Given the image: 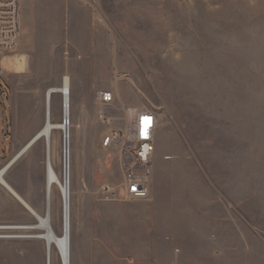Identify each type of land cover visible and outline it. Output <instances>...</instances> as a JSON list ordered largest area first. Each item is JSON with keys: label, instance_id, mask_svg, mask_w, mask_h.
<instances>
[{"label": "rangeland", "instance_id": "374dc122", "mask_svg": "<svg viewBox=\"0 0 264 264\" xmlns=\"http://www.w3.org/2000/svg\"><path fill=\"white\" fill-rule=\"evenodd\" d=\"M114 71L125 76L115 80ZM64 76L74 153L70 264H264V0H20L14 45L0 55L7 131L0 133V156L9 152L0 164L41 128L45 91ZM102 90L114 100L101 104ZM128 105L153 110L156 131L165 130L169 158L156 169V203L149 199L150 178L145 199H112L101 191L120 183L118 153L101 141L124 126ZM51 113L64 122L59 93ZM53 140L60 176V130ZM45 157L40 138L4 173L41 214ZM192 158L203 168L195 172ZM212 198L226 218H209ZM53 204L60 233L57 190ZM34 222L0 185V225ZM57 256L54 250L50 264H61ZM47 261L30 232L0 229V264Z\"/></svg>", "mask_w": 264, "mask_h": 264}, {"label": "bare ground", "instance_id": "6f19581e", "mask_svg": "<svg viewBox=\"0 0 264 264\" xmlns=\"http://www.w3.org/2000/svg\"><path fill=\"white\" fill-rule=\"evenodd\" d=\"M59 93L61 96V107L64 122H55L52 119V95ZM70 85L67 76H64L59 87H50L45 91V120L36 134L12 157L0 167V185L11 193L21 205L35 218V222L25 225H0L3 230L24 229L30 232V236L41 241L44 246L45 256L49 264L52 258V252L55 250L61 264H70V201H71V170L72 155L71 149V129L72 122ZM56 130L61 131L62 140V172L59 176L56 172L53 162V137ZM43 138L45 141V183H44V211L41 214L33 208L19 193L6 181L4 173L11 167L16 159L23 154L34 142ZM57 190L60 194L62 208V226L60 233H57L52 224V211L54 193ZM47 261V262H48Z\"/></svg>", "mask_w": 264, "mask_h": 264}, {"label": "built area", "instance_id": "2783aa9c", "mask_svg": "<svg viewBox=\"0 0 264 264\" xmlns=\"http://www.w3.org/2000/svg\"><path fill=\"white\" fill-rule=\"evenodd\" d=\"M19 3L20 0H0V55L14 45L19 30ZM124 76L125 74L117 71L113 72L115 80ZM97 99L101 104H108L114 100V94L110 90H102L97 93ZM123 111L124 126L111 129L101 141L103 148L118 153L120 183L117 190L109 185H102L101 191L112 199H145L148 197L157 115L141 105L123 106Z\"/></svg>", "mask_w": 264, "mask_h": 264}, {"label": "crops", "instance_id": "0c3cea01", "mask_svg": "<svg viewBox=\"0 0 264 264\" xmlns=\"http://www.w3.org/2000/svg\"><path fill=\"white\" fill-rule=\"evenodd\" d=\"M0 90H1L0 97H2V95H3L2 94L3 93L2 88ZM0 102H1L0 103V109H1V107L3 105L1 98H0ZM0 115H1V113H0ZM157 124H158V117H157ZM156 127H157V125H156ZM3 128H4L3 119H2V117H0V133L7 134V131L4 132ZM154 136L156 138V143L158 145V149L156 151H153L154 153H152V158H151L152 172L150 173V177H149L150 178V185H149L150 197H149V199H150L151 203H156L158 200V196H156V194L154 193L153 186H152L153 181L156 180V169L161 168L163 165H165L168 161V158H169L168 153H166L165 148H164V144H165V140H166L165 130H157L156 131V128H155ZM8 155H9V152L6 156L5 155L3 157L0 156V159H2V158L6 159V157H8ZM4 164L5 163L0 164V167H2V165H4ZM190 165H191L190 167L195 172H197L203 168L196 158H192V160L190 161ZM151 167H150V170H151ZM200 179L201 178H200L199 173L198 174L195 173V179L194 180H195L196 184H198V182H200ZM157 181H158V178H157ZM9 196H11V198L13 200L15 199V197L11 193H9ZM212 199L209 200V205H208L209 206V210H208L209 218L210 219H212L213 217L215 219L220 218V220L223 218H226L227 211L222 208V205L219 202V200H217V199L212 200ZM205 204H208V203H205ZM212 205L214 206V208ZM188 206L192 207V208H196L195 202H192V201L188 202ZM208 206L206 205L205 207H208ZM217 215H219V216L217 217ZM213 233H214V231H213ZM219 234L221 235V231H219ZM171 264H178V263L172 262Z\"/></svg>", "mask_w": 264, "mask_h": 264}]
</instances>
